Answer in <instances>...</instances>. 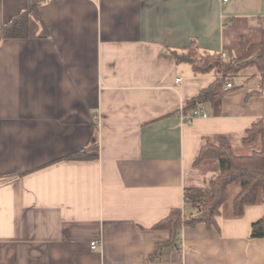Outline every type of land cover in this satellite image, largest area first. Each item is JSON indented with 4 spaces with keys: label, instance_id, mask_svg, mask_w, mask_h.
<instances>
[{
    "label": "crops",
    "instance_id": "obj_1",
    "mask_svg": "<svg viewBox=\"0 0 264 264\" xmlns=\"http://www.w3.org/2000/svg\"><path fill=\"white\" fill-rule=\"evenodd\" d=\"M30 1L0 0V264H264V238L249 237L264 200L234 218L232 188L215 225L183 226L158 257L171 235L153 229L193 212L183 191L199 185L203 139L245 146L264 118L249 69L181 123L217 76L174 55L194 43L237 57L261 38L264 0H38L26 35L4 39ZM93 144L96 158L63 160Z\"/></svg>",
    "mask_w": 264,
    "mask_h": 264
},
{
    "label": "trees",
    "instance_id": "obj_2",
    "mask_svg": "<svg viewBox=\"0 0 264 264\" xmlns=\"http://www.w3.org/2000/svg\"><path fill=\"white\" fill-rule=\"evenodd\" d=\"M38 4V0L30 1L24 13L3 26V38H23L26 35L23 33L27 29L28 16L37 11ZM239 52L237 57L222 58L221 54L200 52L195 44L191 43L185 54L174 55L176 61L190 64L195 74L214 73L217 76L207 88L202 89L197 96L183 105V111L219 101L227 90L224 89L227 80L238 76L244 68L252 67L264 77V31L261 32L257 43L240 41ZM242 143L251 146L250 154L234 155L228 139L224 136H217L213 140L203 139L193 167L206 161H214L216 172L202 187L184 188L183 201L185 206L193 209L192 213L186 215L182 209H174L165 219L153 226L154 230L168 231L171 235L168 243L156 247L157 257L164 248L173 246L177 233L183 226L215 225L221 208L228 201V188L231 185H236L239 189L231 200V213L234 218H240L246 207L264 200V118L251 124L245 131ZM96 157L97 145L93 144L63 160H88ZM249 237L264 238V217L251 224Z\"/></svg>",
    "mask_w": 264,
    "mask_h": 264
},
{
    "label": "rangeland",
    "instance_id": "obj_3",
    "mask_svg": "<svg viewBox=\"0 0 264 264\" xmlns=\"http://www.w3.org/2000/svg\"><path fill=\"white\" fill-rule=\"evenodd\" d=\"M240 53V52H239ZM249 69H254L252 67H247L242 70V73H246L249 71ZM231 82L236 81V78L233 77L230 79ZM232 152L234 155L240 156V155H248L251 153L252 148L251 146H242V145H234L233 149L231 148ZM216 163L214 161H206L200 164L199 166L195 167V170H193L192 175H193V180H195L199 185L195 187H202L205 183L206 180H208L215 172H216ZM232 189L237 190L238 192V186L236 185H231L228 188V194L230 191L232 192Z\"/></svg>",
    "mask_w": 264,
    "mask_h": 264
},
{
    "label": "built area",
    "instance_id": "obj_4",
    "mask_svg": "<svg viewBox=\"0 0 264 264\" xmlns=\"http://www.w3.org/2000/svg\"><path fill=\"white\" fill-rule=\"evenodd\" d=\"M229 0H221L222 4H226ZM222 58H225V55L221 54ZM179 82V81H178ZM232 85L230 83L225 84V89H230ZM197 117H206L205 113L203 112V109L201 106H196L194 109L190 111H183L182 109L178 112V118L181 123L184 124H190L195 118ZM91 249L96 248V243L92 242L90 244Z\"/></svg>",
    "mask_w": 264,
    "mask_h": 264
}]
</instances>
